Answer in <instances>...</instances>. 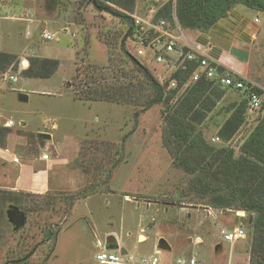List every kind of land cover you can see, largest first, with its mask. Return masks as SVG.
<instances>
[{
  "label": "rangeland",
  "instance_id": "374dc122",
  "mask_svg": "<svg viewBox=\"0 0 264 264\" xmlns=\"http://www.w3.org/2000/svg\"><path fill=\"white\" fill-rule=\"evenodd\" d=\"M136 2L135 15L145 17L150 7L143 0ZM45 4H37L33 17L26 10L30 13L26 17L37 20L48 15L57 23L38 26L36 36L23 41V46L33 47L19 56L18 68L11 69L17 81L0 80V127L6 119H13L16 124L0 149V189L32 194L21 209L27 214L23 229L14 231L7 218H0V264L34 251L29 264H100L97 240L104 250L118 252L117 246H107L110 235L128 250L135 263L155 256L159 250L160 264H177L180 259L192 257L197 264H258L252 256L254 237L249 214L241 212L245 216H240L239 225L247 237L227 242L221 231L232 229L239 212L225 214L193 204L188 197L180 202L188 179L174 167L163 143L161 106L142 113L136 120L139 109L134 106L84 103L66 86L76 75L77 53L80 52L78 60L85 58V47L89 46L92 63L108 64L110 51L105 40L120 43L126 32L125 21L98 11L88 0H66L59 11L54 5L47 8ZM258 15L264 17V13ZM15 17L0 19V31H4V23H13ZM45 29L57 34V39L43 40ZM134 49L129 39L128 50L136 55ZM119 55V51L115 52L117 58ZM32 57L57 59L60 67L50 79H29L22 74L29 66L22 62ZM138 59L160 82L174 71L171 66L156 62L152 52ZM233 92L231 95L226 91L229 101L222 100L207 119L218 115L219 120L200 127L213 145H224L220 138L216 140L217 125L228 117L223 108L244 100L245 95ZM20 94L28 95L29 101L21 102ZM237 95L240 97L236 100ZM249 113L243 133L226 146L236 148L248 135L255 118V113ZM39 133H49L52 138L40 139ZM87 138L90 141L82 154ZM46 153L52 157L49 164L38 162ZM12 154L19 157L20 163L11 162ZM116 161L111 180L104 183ZM52 230L58 232L56 238L46 240ZM161 238L169 242L171 251L158 248Z\"/></svg>",
  "mask_w": 264,
  "mask_h": 264
},
{
  "label": "trees",
  "instance_id": "16d2710c",
  "mask_svg": "<svg viewBox=\"0 0 264 264\" xmlns=\"http://www.w3.org/2000/svg\"><path fill=\"white\" fill-rule=\"evenodd\" d=\"M88 3L100 12L122 18L126 32L120 43L117 41L113 44L105 40L110 51L107 65H95L90 61L89 46L82 51L85 54L82 60H78V52L76 75L66 86L73 89L75 98L84 103L134 106L139 109L135 114L136 120L142 113L161 106L163 143L172 157L174 167L182 170L188 179L180 202L188 197L193 204L221 210L225 214H249L254 237L252 256L258 259V264H264V116L258 118L257 125L250 129L236 148L226 146L246 125L248 107L244 94L224 88L243 95L244 100L223 108L228 117L217 131V137L224 145L211 144L200 127L211 120H219L217 115L207 121L226 91L215 80L207 77L196 83L190 82L199 66L195 61H185L168 79L160 82L128 50L129 39L134 33L132 15L136 12V0H88ZM146 4L150 7L149 12L144 13L146 18L154 21L166 19L174 29L180 27L185 35L192 31H208L239 6L257 14L264 13V0H173L156 13L155 5ZM117 51L120 54L118 58L115 56ZM28 61L30 66L22 74L29 79H50L60 67L59 60L52 58L32 57ZM20 63L18 55L0 52V72L17 69ZM224 71L220 68L219 72L222 74ZM9 133L10 130L0 127V148ZM87 139L82 154L90 141ZM117 165L118 161L111 166L104 183L111 180L112 170ZM30 197L32 194L0 189V218H7V210L12 205L23 209ZM241 224L242 218L236 215L231 228ZM48 232L46 240L49 241L55 239L58 233L53 230ZM221 246L219 244V249ZM31 256L19 257L6 264H29Z\"/></svg>",
  "mask_w": 264,
  "mask_h": 264
},
{
  "label": "crops",
  "instance_id": "0c3cea01",
  "mask_svg": "<svg viewBox=\"0 0 264 264\" xmlns=\"http://www.w3.org/2000/svg\"><path fill=\"white\" fill-rule=\"evenodd\" d=\"M1 1L5 5H1ZM39 2L46 3L45 7L54 5L56 11H59L66 0H10L9 4H6V0H0V19H9L16 16L13 23H4L5 29L3 32L0 31V43H3L0 52L13 53L18 56L25 54L28 48L33 47V45L23 46L22 43L24 40H30L36 36L38 26L43 24L51 26L57 23L55 19L48 15L37 17V20L26 17L30 13L32 17L35 15ZM27 7H30V9H27ZM26 10H30V13L27 14ZM256 19H259V22H256ZM181 42L185 46L206 53L212 62L219 63L224 70L242 76L264 88V17L256 12L241 6L236 7L208 31L203 33L189 32L186 39ZM227 92L231 93L233 91ZM234 94L236 95V93ZM228 96L226 93L221 101H229L227 100L229 99ZM235 97L237 100L240 96ZM230 99L235 100L233 96ZM254 115L253 127L259 122L260 119L258 118L264 116L259 113ZM222 124L223 122L217 125L218 130ZM244 127L241 128L239 133H243ZM38 162L49 164L45 161L41 162V160Z\"/></svg>",
  "mask_w": 264,
  "mask_h": 264
},
{
  "label": "built area",
  "instance_id": "2783aa9c",
  "mask_svg": "<svg viewBox=\"0 0 264 264\" xmlns=\"http://www.w3.org/2000/svg\"><path fill=\"white\" fill-rule=\"evenodd\" d=\"M144 1L155 5L156 13L173 0ZM132 18L134 33L131 39L137 57H148L152 52L156 62L171 66L174 71L185 61H195L199 63V66L197 71L192 75L190 82L196 83L203 77H207L211 80H215V83L222 88L238 90L245 95L248 111L250 113L264 115V88L230 71L225 70L221 74L219 71L220 68L223 67L217 62H212L206 53L182 44L181 41L186 39L187 36L180 27L174 29L168 20L159 19L154 21L152 19L137 16L135 13L132 15ZM256 22H259V19H256ZM41 36L46 42L57 39V34L51 33L46 29L42 32ZM174 54L176 57H174ZM0 80L2 82H16L17 77L10 69L6 72H0ZM172 85L175 86L174 83ZM15 125L13 119H6L1 127L6 130H12ZM53 128H57L56 125H54ZM216 140H219V138L217 137ZM7 152L10 154L9 151ZM51 158V154L49 153L41 156V160L45 162H49ZM11 161L14 164L20 163L19 157L15 154H12ZM221 235L227 242H237L247 237L245 230L241 226H236L230 230L223 229ZM95 245L101 249V252L97 255V260L100 264H160L161 261L158 257V255L161 254L159 250L156 251L155 256L144 258L140 263H135V258L133 256L124 255L122 253L123 248L121 247L117 250V253H114L104 250V245L99 240L96 241ZM197 263L198 261L195 257L189 260L180 259L177 261V264Z\"/></svg>",
  "mask_w": 264,
  "mask_h": 264
},
{
  "label": "water",
  "instance_id": "95a60500",
  "mask_svg": "<svg viewBox=\"0 0 264 264\" xmlns=\"http://www.w3.org/2000/svg\"><path fill=\"white\" fill-rule=\"evenodd\" d=\"M91 1V0H90ZM22 64H24L25 66H30V63L28 60H24L22 62ZM19 100L21 102H28L29 101V96L26 94H20L19 95ZM38 137L40 139L43 140H51L52 136L49 133H39ZM7 219L9 221V223L13 226V230L14 231H19L22 228L25 227V225L27 224V214L25 211H22L18 206L12 205L8 208L7 210ZM239 216H245V213H238ZM107 246L108 248H115V246H117L115 249H119L120 246L118 245V239L113 236L110 235L107 239ZM158 248L162 249V250H166V251H171L172 247L169 244V242L165 239V238H161L158 242ZM216 249H218V247H216ZM122 253L124 255H128V250L123 248Z\"/></svg>",
  "mask_w": 264,
  "mask_h": 264
},
{
  "label": "bare ground",
  "instance_id": "6f19581e",
  "mask_svg": "<svg viewBox=\"0 0 264 264\" xmlns=\"http://www.w3.org/2000/svg\"><path fill=\"white\" fill-rule=\"evenodd\" d=\"M140 238H141V240H142V241H144V240H145V237H143V236H142V237H140Z\"/></svg>",
  "mask_w": 264,
  "mask_h": 264
},
{
  "label": "flooded vegetation",
  "instance_id": "af4514ba",
  "mask_svg": "<svg viewBox=\"0 0 264 264\" xmlns=\"http://www.w3.org/2000/svg\"><path fill=\"white\" fill-rule=\"evenodd\" d=\"M26 226V225H25ZM23 229V228H22ZM33 254H35V251L31 254V255H33Z\"/></svg>",
  "mask_w": 264,
  "mask_h": 264
}]
</instances>
